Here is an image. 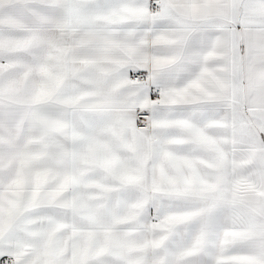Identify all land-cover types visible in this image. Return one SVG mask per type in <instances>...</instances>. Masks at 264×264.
I'll return each mask as SVG.
<instances>
[{"label": "snow or ice", "instance_id": "snow-or-ice-1", "mask_svg": "<svg viewBox=\"0 0 264 264\" xmlns=\"http://www.w3.org/2000/svg\"><path fill=\"white\" fill-rule=\"evenodd\" d=\"M0 264H264V0H0Z\"/></svg>", "mask_w": 264, "mask_h": 264}]
</instances>
